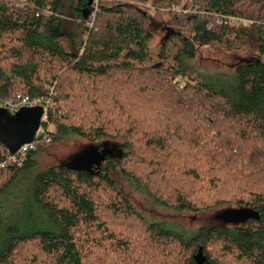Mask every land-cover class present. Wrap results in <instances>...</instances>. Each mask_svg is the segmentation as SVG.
Wrapping results in <instances>:
<instances>
[{
    "label": "trees",
    "instance_id": "1",
    "mask_svg": "<svg viewBox=\"0 0 264 264\" xmlns=\"http://www.w3.org/2000/svg\"><path fill=\"white\" fill-rule=\"evenodd\" d=\"M185 1L0 0V105L48 102L0 170V264H264V0ZM71 137L118 150L40 170Z\"/></svg>",
    "mask_w": 264,
    "mask_h": 264
},
{
    "label": "rangeland",
    "instance_id": "2",
    "mask_svg": "<svg viewBox=\"0 0 264 264\" xmlns=\"http://www.w3.org/2000/svg\"><path fill=\"white\" fill-rule=\"evenodd\" d=\"M185 3H187V10L194 12V10L191 8L192 5L190 4V1L186 0ZM176 9L180 11L181 8ZM64 44L65 48L68 50V44ZM204 54H206V56L208 57L210 55L219 59H224L226 56H224V54L220 52L214 53L213 51L208 50L204 52ZM227 58L228 56L226 57V59ZM117 150L118 149L116 147L108 143H97L91 146L88 145V143H86L85 141L71 137L61 140L56 144L46 146L45 150L41 152V154H39L37 163L40 170H43L44 168H47L49 166L69 162L70 165L74 168L91 171L97 161H99L106 155L115 156ZM225 207L226 206L214 208L202 215L199 214L197 218H195V216H187L186 220H188L189 222H193L195 226L200 225V218L205 222L204 225L206 223L210 224L217 222L221 224H227V221L224 220V217H219L221 215V211H223ZM240 212L243 218L249 214L246 209H240Z\"/></svg>",
    "mask_w": 264,
    "mask_h": 264
},
{
    "label": "water",
    "instance_id": "3",
    "mask_svg": "<svg viewBox=\"0 0 264 264\" xmlns=\"http://www.w3.org/2000/svg\"><path fill=\"white\" fill-rule=\"evenodd\" d=\"M91 4L92 0H88V5ZM42 113L41 107H24L15 113H10L6 108L0 107V144L10 155L22 145L33 142L41 125ZM219 217H224L227 222L230 220L225 214ZM196 264H203L200 249L196 255Z\"/></svg>",
    "mask_w": 264,
    "mask_h": 264
},
{
    "label": "built area",
    "instance_id": "4",
    "mask_svg": "<svg viewBox=\"0 0 264 264\" xmlns=\"http://www.w3.org/2000/svg\"><path fill=\"white\" fill-rule=\"evenodd\" d=\"M101 0H92V8L95 13L97 5ZM214 24L216 25H226V26H238L240 24L247 25L248 21L231 16L218 15L214 17ZM0 107L6 108L10 113H15L20 108L24 107H41L43 110L41 116V125L47 120L48 114V102L39 98H29V97H19L15 99H10ZM40 125L39 129L35 134L33 142L29 144L22 145L14 154L10 155L6 150V154L0 155V170L7 168L9 165H21L24 157L30 151L36 149L37 145L43 142H47V136L42 132V126ZM1 145V144H0Z\"/></svg>",
    "mask_w": 264,
    "mask_h": 264
}]
</instances>
